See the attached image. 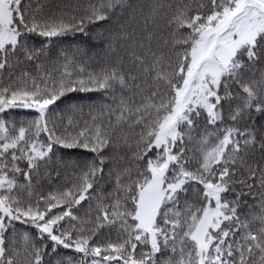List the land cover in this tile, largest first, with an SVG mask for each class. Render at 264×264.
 Here are the masks:
<instances>
[{
    "label": "snow or ice",
    "instance_id": "1",
    "mask_svg": "<svg viewBox=\"0 0 264 264\" xmlns=\"http://www.w3.org/2000/svg\"><path fill=\"white\" fill-rule=\"evenodd\" d=\"M0 264H264V0H0Z\"/></svg>",
    "mask_w": 264,
    "mask_h": 264
},
{
    "label": "trees",
    "instance_id": "2",
    "mask_svg": "<svg viewBox=\"0 0 264 264\" xmlns=\"http://www.w3.org/2000/svg\"><path fill=\"white\" fill-rule=\"evenodd\" d=\"M251 199V198H250Z\"/></svg>",
    "mask_w": 264,
    "mask_h": 264
}]
</instances>
